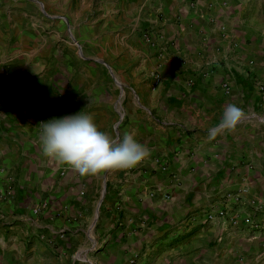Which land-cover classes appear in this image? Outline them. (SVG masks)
Masks as SVG:
<instances>
[{"label":"crops","instance_id":"crops-1","mask_svg":"<svg viewBox=\"0 0 264 264\" xmlns=\"http://www.w3.org/2000/svg\"><path fill=\"white\" fill-rule=\"evenodd\" d=\"M79 112L150 156L45 157ZM0 264H264V0H0Z\"/></svg>","mask_w":264,"mask_h":264},{"label":"clouds","instance_id":"clouds-1","mask_svg":"<svg viewBox=\"0 0 264 264\" xmlns=\"http://www.w3.org/2000/svg\"><path fill=\"white\" fill-rule=\"evenodd\" d=\"M245 118L243 108L228 104L218 129L234 130ZM40 140L45 157L66 165L80 176H95L108 171L130 169L150 156L151 150L126 133L122 141L98 129L91 115L81 112L52 118L40 124ZM216 130H209L214 139Z\"/></svg>","mask_w":264,"mask_h":264},{"label":"built area","instance_id":"built-area-1","mask_svg":"<svg viewBox=\"0 0 264 264\" xmlns=\"http://www.w3.org/2000/svg\"><path fill=\"white\" fill-rule=\"evenodd\" d=\"M262 89H263V88L261 87V90H262ZM34 212L37 213V212H38V209L34 210ZM216 215L219 216V217H222V216L224 215V212L221 210V211H218L217 214L208 213V214L206 215V218H207L208 220H212Z\"/></svg>","mask_w":264,"mask_h":264}]
</instances>
